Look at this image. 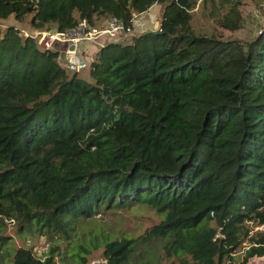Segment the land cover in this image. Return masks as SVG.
<instances>
[{"label": "trees", "instance_id": "obj_1", "mask_svg": "<svg viewBox=\"0 0 264 264\" xmlns=\"http://www.w3.org/2000/svg\"><path fill=\"white\" fill-rule=\"evenodd\" d=\"M241 3L0 0V251L11 223L15 236L67 241L61 261L71 249L73 264L97 247L105 264H224L247 221L264 227V27L224 35L244 25ZM150 6L158 26L131 34ZM196 14L210 31L194 30ZM110 16L130 32L99 39L90 57L80 44L88 79L9 22L64 30ZM132 207L159 221L137 236L75 238L80 222ZM256 234L241 264H264ZM56 247L11 248L7 264H58Z\"/></svg>", "mask_w": 264, "mask_h": 264}, {"label": "rangeland", "instance_id": "obj_2", "mask_svg": "<svg viewBox=\"0 0 264 264\" xmlns=\"http://www.w3.org/2000/svg\"><path fill=\"white\" fill-rule=\"evenodd\" d=\"M240 11L243 18L245 19L244 25L240 29H237L232 33L225 31L224 35L245 39L257 33L259 27H264V1L243 0V3H241L240 6ZM158 13L159 7L150 6L145 11L136 14L133 20L136 25L134 32H132L131 34H138L140 32H143L144 30L156 28L158 26L159 19ZM9 22L14 23L19 29H28L25 26L21 27L20 24L13 22V20H9ZM191 25L194 30L205 31H210L213 26L210 21L206 22L201 14H196L193 17ZM110 41V37L107 36L102 37L100 39V43H108ZM83 46L86 52L88 51L89 57L92 54L89 53V49H91L90 52H94L99 47V45L95 43H84ZM67 51L71 52L72 48L69 47ZM81 58L83 60L84 66L82 68H79L77 71L81 76L88 79L87 63L89 61V58L85 57V53L81 55ZM94 217L96 219H89L80 222V224L77 226L80 231L78 230L79 234H77L75 238L81 239L83 240V242H85L84 235L82 234L83 230H88L87 233L92 234L93 237V235L97 234L100 229L103 233H109L110 236L119 237L123 234H131L132 236H137L143 233V231L147 227L159 221V216L155 211L137 207L120 210L115 212V214L113 215H104L102 213H99L96 214ZM14 225L15 224L10 223L6 227V233L10 236V240L9 243L6 245V249L4 248L0 251L1 262L3 264H7V259H9V256L10 254H12L13 251L11 250V248L17 246H32V249L37 255H42V253L46 251L50 245L55 244L57 246V249L55 250L56 262L58 264H73L72 258L69 257L70 253L72 252L71 249H68L64 253V261H61V252H64L65 247L68 248V246L70 245L69 243H67V241H61L60 239L54 237L52 242L43 235H35L31 232H24L23 230H21L19 233L21 237L18 234H16L15 236V233H18V231L15 230ZM253 227L249 224H245V228L247 229V231L244 233H242L244 228H240V233L243 234L241 235L242 241L240 243V246H238V248H236L232 253H230V257H228L229 259H224V264H228L229 261L232 262V264H241L243 251L249 246L250 243L248 237L258 236L256 234L257 231H254L255 229ZM153 248L157 253H159L158 247L155 246ZM68 251L69 254L67 255ZM84 258L85 262L83 264H105V259L101 256V247H97L96 249H93L89 254H85ZM139 259H145V254H142ZM139 259L134 256V254H131L129 261L137 262ZM260 260L261 258H250L247 264H254L255 262L259 263Z\"/></svg>", "mask_w": 264, "mask_h": 264}, {"label": "built area", "instance_id": "obj_3", "mask_svg": "<svg viewBox=\"0 0 264 264\" xmlns=\"http://www.w3.org/2000/svg\"><path fill=\"white\" fill-rule=\"evenodd\" d=\"M128 32H130V29L112 16L104 18L96 26H89L85 20H81L73 27L64 30H20L23 36L35 39L41 49L57 51L62 64L69 70H78L84 66L80 44L95 43L105 36L116 40V38H119L118 36L128 34ZM69 47L72 48L71 52L67 51ZM85 57L87 58V56ZM246 224L254 226V231L258 233L264 232V227L261 224L253 221H247Z\"/></svg>", "mask_w": 264, "mask_h": 264}, {"label": "crops", "instance_id": "obj_4", "mask_svg": "<svg viewBox=\"0 0 264 264\" xmlns=\"http://www.w3.org/2000/svg\"><path fill=\"white\" fill-rule=\"evenodd\" d=\"M136 25V24H135ZM153 29V28H152ZM149 30H151V29H149Z\"/></svg>", "mask_w": 264, "mask_h": 264}]
</instances>
